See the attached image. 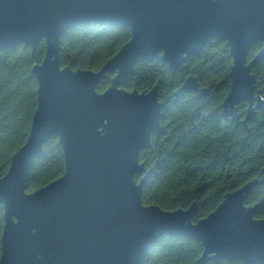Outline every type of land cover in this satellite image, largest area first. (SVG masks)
I'll return each instance as SVG.
<instances>
[{"label":"water","instance_id":"95a60500","mask_svg":"<svg viewBox=\"0 0 264 264\" xmlns=\"http://www.w3.org/2000/svg\"><path fill=\"white\" fill-rule=\"evenodd\" d=\"M92 24L128 28L130 38L98 71L61 67V38ZM212 39L226 42L231 58L221 115L238 121L237 105L246 102V126L264 106L251 73L264 59V0H0V49L34 50L45 42L43 60L31 68L36 108L27 138L0 172V264H140L165 236L199 242V263H264V218H254L259 203L245 204L264 168L263 178L226 193L197 222L195 203L167 211L141 199L151 170L139 156L159 128L161 104L155 87L128 91L120 82L134 76L137 63L154 59L174 74ZM257 42L262 47L248 61ZM109 74L110 86L99 93ZM180 91L206 94L192 76ZM51 136L61 146L64 173L27 192L33 161Z\"/></svg>","mask_w":264,"mask_h":264},{"label":"trees","instance_id":"16d2710c","mask_svg":"<svg viewBox=\"0 0 264 264\" xmlns=\"http://www.w3.org/2000/svg\"><path fill=\"white\" fill-rule=\"evenodd\" d=\"M128 28L98 26L73 28L61 38L59 63L73 70L98 71L129 40ZM262 43L250 46V61ZM45 42L31 50L24 44L15 49H0V172L4 174L11 156L24 144L36 108L37 82L31 68L44 57ZM231 58L226 42L212 39L196 55L189 57L171 74L167 64L154 59L134 66V76L120 82L122 89L138 92L156 88L161 104L159 128L150 138V146L140 153L151 176L142 188V203L163 210L187 209L196 204L192 221L206 217L224 195L254 178H263L264 106L244 126L247 103L237 105L240 119L224 120L221 104L229 91ZM251 73L255 77V95L264 97V59ZM188 76L196 78L198 92H182ZM113 74L100 81L96 90L104 92ZM43 155L33 161L27 192H33L64 173V158L58 139L48 138ZM140 179L135 177L136 182ZM259 203L254 218H264V179L246 196L247 206ZM3 209L0 206V241ZM1 251V242H0ZM202 245L191 237L165 236L157 240L140 264H243L242 261L199 263ZM255 264H264L257 262Z\"/></svg>","mask_w":264,"mask_h":264}]
</instances>
